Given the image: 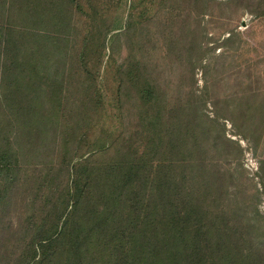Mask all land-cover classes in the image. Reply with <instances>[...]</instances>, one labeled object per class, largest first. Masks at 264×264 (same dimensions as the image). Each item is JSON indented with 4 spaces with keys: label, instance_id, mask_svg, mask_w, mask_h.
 <instances>
[{
    "label": "rangeland",
    "instance_id": "1",
    "mask_svg": "<svg viewBox=\"0 0 264 264\" xmlns=\"http://www.w3.org/2000/svg\"><path fill=\"white\" fill-rule=\"evenodd\" d=\"M0 41V264L42 261L74 156L123 175L148 154L264 264V0H0ZM62 243L42 264L73 261Z\"/></svg>",
    "mask_w": 264,
    "mask_h": 264
},
{
    "label": "trees",
    "instance_id": "2",
    "mask_svg": "<svg viewBox=\"0 0 264 264\" xmlns=\"http://www.w3.org/2000/svg\"><path fill=\"white\" fill-rule=\"evenodd\" d=\"M28 33L34 36L30 27ZM3 44L9 49V40ZM146 148L149 150V146ZM96 150L93 148L91 151ZM74 158L76 162H69L68 170H58V174L67 179L62 184L59 202L54 206V212L59 216L58 223L48 224L47 236L37 242L34 251L37 252L40 246L39 260L41 254L44 256L37 264L44 262L49 246H54L53 252L56 253L63 241L71 243L69 254L73 256V261L68 259L69 264H127V256L136 259L133 264H144L143 260L147 264L157 263L161 256L169 262L173 261V264H177L178 258L189 264H248V240L235 244L234 238L224 237V227L219 228L220 235L211 220L208 231L204 233L202 219L191 212L190 201L172 196V176L169 172L164 169L165 175L160 176L158 171L161 167L147 165L152 159L149 154L138 156V163L135 166L131 164L123 175L121 165L117 172L114 165L103 171L101 167L90 168L85 155ZM136 181L138 190L133 186ZM165 182L169 185L167 188ZM178 206L181 210H176ZM193 219L198 220V226L193 227ZM159 228L165 231L170 251L166 247L163 253L161 237L155 234ZM96 240L103 241L99 245L98 259L93 258L97 253H92L91 258L86 260L88 253L85 251L78 256L83 250L80 246H88L89 242L96 243ZM153 242L157 244L151 247ZM144 250H148L147 253ZM184 250L187 253L183 256ZM33 259L35 256L23 264H29ZM160 260L164 263L163 258Z\"/></svg>",
    "mask_w": 264,
    "mask_h": 264
}]
</instances>
